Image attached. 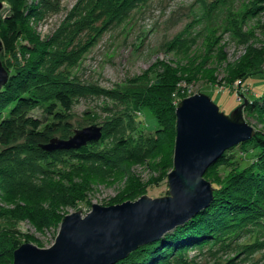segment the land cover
I'll use <instances>...</instances> for the list:
<instances>
[{
  "label": "rangeland",
  "instance_id": "374dc122",
  "mask_svg": "<svg viewBox=\"0 0 264 264\" xmlns=\"http://www.w3.org/2000/svg\"><path fill=\"white\" fill-rule=\"evenodd\" d=\"M93 2L97 0H88V3L86 0H61L58 12L40 22L31 19L24 23L23 29L28 35L24 39L26 43H31L32 39L45 43L52 37L58 41L64 37L62 34L68 26H74L69 28V37L62 41L63 45L52 49L54 57L64 56L66 59L60 70L69 81L118 89L133 85L134 80H154L157 74L170 70L179 77L178 101L203 92L227 114L244 100L248 105L263 93L262 72L253 71L244 88L240 79L221 81L236 68L250 45L264 51V12L257 10L258 13L253 11L244 17L247 11L263 6V0H117L112 12L120 17L108 24L105 16L107 0L102 1L95 16L91 17ZM6 7L4 3L0 12L4 13ZM235 24L243 26L248 43L230 31V26L234 28ZM180 36L183 40L181 48H170L169 45ZM68 42L71 44L67 45ZM0 60H6L4 51L0 52ZM212 76L216 79L208 82ZM33 114L45 118L42 108L34 109ZM119 115L125 117V121L117 127L118 123L114 121L118 119L115 118L123 120ZM244 115L256 131H264V117ZM68 121L73 131L93 124L102 126L103 132L109 130L106 136L94 142L99 143L97 148L107 150H115L121 139L143 143L149 137L155 138V131L160 128L154 114L147 108L135 106L132 101L123 104L95 95L75 98ZM175 141V129L165 130L159 137V148L152 153L148 151L145 161L130 159V162L122 163L127 154L123 152L120 165L113 164V169L101 167L102 170L94 163L65 157L63 162H56L49 170L48 164L53 163L40 161L49 172L46 175L34 174L38 168L34 165L31 169L30 155L25 154L19 162L12 164L17 165V181L6 194L0 193V212L15 209L18 204L32 211L23 212L18 217L0 215V232L14 236L18 247L23 243L50 247L59 228L43 227L38 221L45 215L50 216L55 204L56 212L63 218L75 211L88 213L92 203L106 206L135 201L143 195L152 198L169 195V162L173 166ZM241 149L231 151V159L227 158L223 165L216 167L211 178L222 185L232 173L255 158L251 152L238 157ZM133 153L140 156L135 148L128 154ZM116 155L112 153L110 156L116 159ZM209 181L212 183L211 179ZM136 188H144V194L132 198ZM75 191L81 195V200L74 204L55 203L59 194L67 196ZM256 239L257 235L252 231H242L222 245L190 250L177 259L182 264H264V250L256 253H251L250 249L240 250L246 244L255 243Z\"/></svg>",
  "mask_w": 264,
  "mask_h": 264
},
{
  "label": "trees",
  "instance_id": "16d2710c",
  "mask_svg": "<svg viewBox=\"0 0 264 264\" xmlns=\"http://www.w3.org/2000/svg\"><path fill=\"white\" fill-rule=\"evenodd\" d=\"M2 1L7 7L4 13L0 12V36L6 57L3 64L9 70L10 76L8 82L0 90V193L6 194L13 188L12 184L17 181L15 180L17 165L12 164L15 161L19 162V158L25 157V154L30 155L31 169L33 170V166L36 165L38 169L34 174L39 175L48 174L47 169L54 167L56 162H63L65 157L74 161L94 163L99 168L113 169L111 167L113 164L120 165L121 153H127L122 163L130 162V159L145 161L148 151L152 153L159 148V137L165 130L174 131L175 129L177 134L176 108L180 101L177 100L176 88L179 77L171 74L170 70L157 74L154 80H149L150 78H144L141 81L134 80L133 85L118 89L69 81L60 70L66 59L64 56L54 57L52 49L63 45L62 41L69 37V28L74 26H68L67 30L61 33L64 37L58 41L52 37L45 43L34 39L30 40L31 43L24 42L28 36L23 29L25 21L33 19L40 22L50 14L58 12L61 9V0ZM102 1L93 2L91 17L95 16ZM86 2L88 3V0ZM115 2L117 3V0H107V14H101L108 19L107 24L120 17V14L112 12ZM120 5L123 4L120 3ZM257 10L260 13L264 12V5L247 11L244 17L246 18L247 13H254L253 11L257 12ZM242 28V25L235 24L234 28L230 26L229 29L248 43L249 40ZM70 44L71 42H68L67 45ZM182 45L183 40L180 36L169 47L179 50ZM260 49L250 45L239 61L240 63L235 66L236 68L228 76H224L221 81L233 82L240 79L241 86L244 88L246 80L251 78L253 71L264 73V51ZM215 79L212 76L207 81ZM240 92L245 95L242 90ZM241 93L238 92V95ZM89 95L104 96L123 104L132 101L135 106L147 108L154 114L160 125V128L155 131V138L149 137L143 140V143L121 139L115 150L99 149L97 148L99 143H90L81 149L54 152L43 149V146L56 135L65 138L73 135L76 130H72L73 126L68 120L74 99ZM38 107L43 109L45 118L33 114L34 109ZM244 112L247 117L256 116L259 119L264 117V91L259 97L251 100ZM119 117L121 118L120 115ZM115 119H118L114 121L118 123L117 127L125 121V117L121 118L123 119L121 121L117 117ZM108 131L103 132V136H106ZM238 147L242 148L238 157L251 152L255 158L241 170L232 173L228 180L220 185L218 180L211 178L212 171L223 165L227 158L231 159L232 156L229 153L234 152ZM132 148L140 152V156L134 153L128 154ZM112 153L117 154L116 159L111 158ZM40 161L53 164H48L49 168L46 169ZM169 163L171 171L174 163L173 166L171 162ZM205 177L208 180L211 179L214 186V199L207 208L186 223L166 233L159 240L139 247L116 264H182L177 259L181 254L195 249L202 250L210 245L211 247L222 245L242 231L244 233L252 231L257 235V239L255 243L246 244L240 250L250 249L251 253L264 250V131L257 130L253 139L226 150L207 170ZM143 190L144 188L134 189L137 192L132 194L134 195L132 198L144 194ZM79 200H81V195L75 191L69 192L67 196L59 194L55 203L74 204ZM56 207L57 204L51 209L50 216L45 215L41 221H38V224L58 230L63 218L56 212ZM31 211L29 207H22L18 204L15 209L1 211L0 215L18 217L23 212L30 213ZM17 248L18 240L11 234L1 231L0 264H13L14 251Z\"/></svg>",
  "mask_w": 264,
  "mask_h": 264
},
{
  "label": "water",
  "instance_id": "95a60500",
  "mask_svg": "<svg viewBox=\"0 0 264 264\" xmlns=\"http://www.w3.org/2000/svg\"><path fill=\"white\" fill-rule=\"evenodd\" d=\"M3 5L0 0V11ZM3 49L0 36V52ZM9 76L0 60V90ZM247 103L244 100L227 114L206 93L182 99L176 108L177 134L174 167L168 174L169 195H143L135 201L106 206L92 203L86 214L82 210L67 214L50 247L23 243L14 251L13 264H116L189 221L214 199V186L205 177L207 170L226 150L256 135L255 128L245 119ZM102 136L103 127L93 124L77 129L67 139L54 137L43 149H81Z\"/></svg>",
  "mask_w": 264,
  "mask_h": 264
}]
</instances>
